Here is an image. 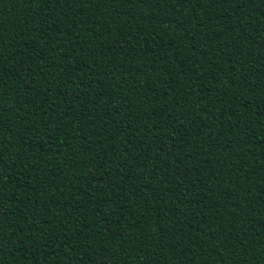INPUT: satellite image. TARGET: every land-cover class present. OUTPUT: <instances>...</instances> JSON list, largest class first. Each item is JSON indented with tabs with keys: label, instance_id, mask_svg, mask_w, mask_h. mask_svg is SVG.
Returning <instances> with one entry per match:
<instances>
[{
	"label": "trees",
	"instance_id": "16d2710c",
	"mask_svg": "<svg viewBox=\"0 0 264 264\" xmlns=\"http://www.w3.org/2000/svg\"><path fill=\"white\" fill-rule=\"evenodd\" d=\"M0 264H264V0H0Z\"/></svg>",
	"mask_w": 264,
	"mask_h": 264
}]
</instances>
